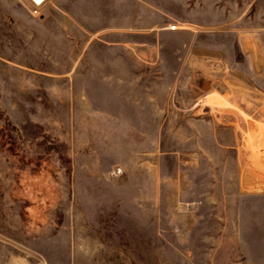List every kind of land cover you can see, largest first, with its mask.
I'll return each instance as SVG.
<instances>
[{
  "label": "rangeland",
  "instance_id": "1",
  "mask_svg": "<svg viewBox=\"0 0 264 264\" xmlns=\"http://www.w3.org/2000/svg\"><path fill=\"white\" fill-rule=\"evenodd\" d=\"M0 264H264V0H0Z\"/></svg>",
  "mask_w": 264,
  "mask_h": 264
},
{
  "label": "crops",
  "instance_id": "2",
  "mask_svg": "<svg viewBox=\"0 0 264 264\" xmlns=\"http://www.w3.org/2000/svg\"><path fill=\"white\" fill-rule=\"evenodd\" d=\"M138 17L140 18L138 13H135L133 16V19L129 23L116 27V28H120V30H117V31L114 30V31H109V32L101 31L104 29L105 26L102 24V20L97 18L96 20H90L89 21L90 24L88 22V26L86 27V30L89 34H91L90 35L91 37L94 35L98 37L100 36L102 39L100 41H102L101 43L103 45L121 43L123 45L130 44L131 45L130 48H165L166 47L164 43L165 40L166 41L170 40V38H174L176 36L179 37L182 33L181 31H183L179 27H178V30H175V32L169 31L167 27L157 28L153 30V25L151 24L147 26H143L142 28L141 25L136 23L139 21ZM130 27L134 28L133 30L135 31L132 33L127 32L126 31L127 28H130ZM121 28H125V29L121 30ZM111 37L113 39H110ZM115 37L116 38L118 37V40H115ZM97 46L99 45L97 44ZM90 48H93V46H91Z\"/></svg>",
  "mask_w": 264,
  "mask_h": 264
},
{
  "label": "built area",
  "instance_id": "3",
  "mask_svg": "<svg viewBox=\"0 0 264 264\" xmlns=\"http://www.w3.org/2000/svg\"><path fill=\"white\" fill-rule=\"evenodd\" d=\"M29 1L32 3V5L34 7V13H36L37 8L41 7L45 3L46 0H29ZM167 29L169 31H175L178 29V26L177 25H170V26H168Z\"/></svg>",
  "mask_w": 264,
  "mask_h": 264
},
{
  "label": "bare ground",
  "instance_id": "4",
  "mask_svg": "<svg viewBox=\"0 0 264 264\" xmlns=\"http://www.w3.org/2000/svg\"><path fill=\"white\" fill-rule=\"evenodd\" d=\"M244 97V96H243ZM214 102V101H213ZM212 102V103H213ZM225 102V101H224ZM214 109V108H213ZM241 119V118H240ZM254 121V120H253ZM263 130V129H262ZM259 133V132H258ZM249 138V137H248ZM247 138V139H248ZM253 143V142H252ZM248 146V145H247ZM249 147V146H248ZM253 151H255V150H253ZM258 155V157H259V154H257ZM256 156V155H255ZM260 158V157H259ZM256 159H257V157H256ZM263 159V158H262ZM252 161H254V160H252ZM255 162V161H254ZM260 162V160H257V163H259ZM259 165V164H258ZM263 165V164H262ZM260 166V165H259ZM263 167V166H262ZM245 168H247V167H245ZM262 169V168H261ZM247 170V169H246ZM254 170V169H253ZM248 171H249V169H248ZM247 172V171H246ZM242 173V172H241ZM245 174V173H244ZM241 176V175H240ZM252 176V175H251ZM246 177V176H245ZM242 178V177H241ZM241 178H240V180H241ZM242 180H244V179H242ZM261 180H262V178H261ZM256 185V184H255ZM252 190V189H251Z\"/></svg>",
  "mask_w": 264,
  "mask_h": 264
}]
</instances>
